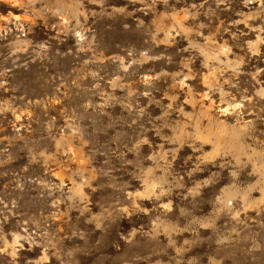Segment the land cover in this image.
<instances>
[{"label": "rangeland", "instance_id": "obj_1", "mask_svg": "<svg viewBox=\"0 0 264 264\" xmlns=\"http://www.w3.org/2000/svg\"><path fill=\"white\" fill-rule=\"evenodd\" d=\"M0 264H264V0H0Z\"/></svg>", "mask_w": 264, "mask_h": 264}]
</instances>
